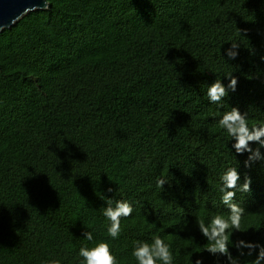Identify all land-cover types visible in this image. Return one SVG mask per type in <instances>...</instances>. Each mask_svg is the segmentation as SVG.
Wrapping results in <instances>:
<instances>
[{
	"label": "trees",
	"instance_id": "trees-1",
	"mask_svg": "<svg viewBox=\"0 0 264 264\" xmlns=\"http://www.w3.org/2000/svg\"><path fill=\"white\" fill-rule=\"evenodd\" d=\"M232 42L235 59L225 52ZM227 73L236 91L210 103L207 86H227ZM229 107L247 112L249 127L264 121V0H49L5 28L0 264H81L80 247L102 240L118 264H138L134 242L153 235L174 264H228L205 251L197 226L228 215V167L238 187L245 174L252 181L251 192L237 191L245 213L241 231L229 230V251L239 254V240L264 246V160L245 167L248 153L232 149L217 126ZM107 199L134 209L115 240Z\"/></svg>",
	"mask_w": 264,
	"mask_h": 264
},
{
	"label": "clouds",
	"instance_id": "clouds-1",
	"mask_svg": "<svg viewBox=\"0 0 264 264\" xmlns=\"http://www.w3.org/2000/svg\"><path fill=\"white\" fill-rule=\"evenodd\" d=\"M239 43L232 42L231 47L226 49V55L229 59H235L238 55L237 49ZM228 79L225 86L221 79H216L207 86V97L210 103L220 104L224 98L229 96V92H235L237 88V78L232 73L224 75ZM217 126L226 131L233 141L231 147L236 154L248 153L245 167L258 161L264 160L261 154V148H264V121L253 124L249 127L248 113H241L237 107H229L225 110ZM257 145V147H252ZM220 192L222 203L228 208V215L214 214L208 222L204 219L197 221V226L203 237L206 238L208 246L205 249L210 254L222 255L227 258L228 264H242L241 257H251L256 252V258L250 261V264H264V246L239 240L233 244L238 250V255L233 256L229 251V230L241 231V221L244 217L245 209L235 202L237 191L241 193L251 192V178L245 174L243 183L240 173L236 167H228L220 177ZM168 181L164 177H158L156 185L163 188ZM133 206L127 200L107 199L106 207H103L102 214L109 221L107 226V235L115 240L121 234V218H127L133 213ZM83 237L87 241L93 240L91 231L83 232ZM244 249H248L247 252ZM258 250V252H257ZM78 256L82 258L81 264H118L117 258L113 255L110 245L106 240L96 241L94 246H81ZM132 256L138 264H174V257L170 245L160 235H153L151 242L137 240L134 242ZM45 264H60L58 260H49ZM193 264V261H192ZM194 264H202L200 259H196Z\"/></svg>",
	"mask_w": 264,
	"mask_h": 264
},
{
	"label": "water",
	"instance_id": "water-1",
	"mask_svg": "<svg viewBox=\"0 0 264 264\" xmlns=\"http://www.w3.org/2000/svg\"><path fill=\"white\" fill-rule=\"evenodd\" d=\"M49 7V0H0V32L13 26L24 15Z\"/></svg>",
	"mask_w": 264,
	"mask_h": 264
}]
</instances>
